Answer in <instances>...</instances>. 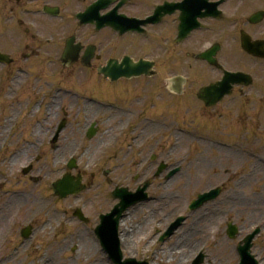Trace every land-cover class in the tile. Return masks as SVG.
Wrapping results in <instances>:
<instances>
[{
    "label": "rangeland",
    "instance_id": "374dc122",
    "mask_svg": "<svg viewBox=\"0 0 264 264\" xmlns=\"http://www.w3.org/2000/svg\"><path fill=\"white\" fill-rule=\"evenodd\" d=\"M250 9L245 7L242 13L247 15ZM212 37L210 36L207 41H210ZM202 46L201 42L196 51L202 49ZM154 48L156 47L154 46ZM152 52L153 50L150 49V54ZM132 53L135 56H141V52L133 50ZM188 60L182 58L181 67L177 69L186 71L193 84V87H188L186 96L182 98L183 101L186 99L188 101L185 103L181 99H171L167 96L164 99L162 97L160 100L164 101L155 108V114L171 116L177 121L183 122V125L191 124L194 131L200 132L198 134L205 136V133H209L207 135L216 138L213 140L222 143L230 141L234 148L232 145L230 150L219 148L218 144L213 143V140L209 141L206 136L205 139L201 137L197 140H190L186 136L178 134L174 129L171 131L163 128V125L147 123L144 128L146 127L148 130L146 134L150 132L149 137L145 135L139 139L127 154L129 150L126 151L125 146L122 148L113 146L111 132L110 130L106 131L107 128H102L106 131V135L98 136L97 139L90 142H83L78 141L79 138L77 139L76 136V130L79 129L71 127L70 132L73 136L71 139H74L75 143L70 139L68 142L71 143L69 145L66 143L63 147L64 141H61V148L53 156L48 155L44 158V154H49L48 150L42 153L41 161L37 167L43 166L44 168L31 174L41 178L39 183L28 182L27 178L22 177L18 172V167L27 164L34 151L19 163L15 158V164H13L14 159L13 161L7 159L3 165L0 164V264H99V261H103L104 255L95 253L94 242L88 237L82 224L75 219H70L69 215L75 209L74 207H81L84 215L89 219V224L97 225L96 213L106 212L113 203L107 198L114 186L134 187L135 182L132 181V177L139 178L138 174H140V180L141 176L153 174L159 163H164L169 169L177 166L181 171L168 186H162L160 183L164 174L156 179L150 177L152 181L150 191L157 201L151 202L153 206L144 205L140 210L135 211L125 227L119 228L120 234L125 236H128L127 232L130 230L138 229L136 234L129 236L128 249L125 244H122L124 257L144 260L148 264H191L194 259L202 255V264H238L239 259L235 254V247L244 235L251 233L255 227H260L261 233L253 241L251 254L259 264H264V177L261 175L264 170L261 172L256 170L252 175L253 160L247 154L242 153L246 150L259 155L264 154V101H262L264 79L261 80V83L258 82L257 94L259 97L257 96L256 100L251 98L253 104L248 105L246 110L234 103L227 107H220L219 114H223L221 119H205L200 116L203 113L200 111V105L194 99V93L195 89L210 80L211 76L199 75L203 72L202 67L190 63ZM231 60L232 57L227 55L223 62L230 70H242L235 69L231 65ZM237 64L239 63L237 62ZM164 65L168 67L170 63L164 61ZM188 65H191V68ZM173 70L171 68V71ZM39 71L41 72V70ZM10 73L0 75V142L6 135L8 126L10 124L14 126V133L6 142V146H8L6 152L24 147L25 140L37 139V135L36 137L35 135L30 136L29 129L24 128L25 119L18 133V91L16 90L18 89V75H10ZM61 73L62 75H55L52 78H49L48 75H34V80L31 78L28 82L20 77L21 84L26 85L25 91H22L24 98L27 91L34 87L32 85L45 89L43 80L50 81L59 88L73 87L72 80L74 81L78 75H66L63 70ZM262 74L261 77L264 78V71ZM35 77L39 78V85ZM87 80L80 78L77 83L82 82L83 84V81ZM151 82L156 85V88L161 87L158 78ZM194 86H196L195 89ZM97 91L103 95L113 94L112 92L108 93L107 90L101 91L100 88ZM139 93L134 92L135 95ZM250 93L253 94L254 91L251 90ZM43 94L45 92L38 93V96L31 98V102L39 100ZM179 110L180 112L177 113ZM147 114L155 115L149 111ZM190 116L192 118H189ZM38 117L41 118L42 114ZM183 128L189 127L183 126ZM48 134L50 132H45L44 136L42 134L40 140L42 137L47 139ZM1 143L3 144V141ZM144 144L146 145L141 155L140 149ZM83 148L86 149V152L78 161V166L89 164L84 171L83 167L80 170L84 174V183L89 181L92 184V189L82 194L77 198V201L59 202L51 192L50 195L48 190L50 181L55 180L61 174V170H59L61 165L56 164V161L65 160L72 155L76 157ZM78 150L81 152L78 153ZM62 154L64 155L63 159L60 158ZM149 154H154L156 159L150 164V169H146L148 163L143 161H146ZM112 155L115 158H111ZM98 158L100 159V169H94L92 165ZM138 162L137 166H131ZM114 166H117V169H114ZM106 169H109L110 173L103 176L102 171ZM91 174H94V178L91 177ZM18 179H20L19 182ZM222 184L224 186L223 193L216 201L203 206L196 213L188 214L186 206L190 200L194 199L197 194ZM23 193L25 194L22 199L26 200L28 204L24 206L21 203L20 205L24 208L18 213V195H23ZM43 205L46 207L40 210L39 207ZM63 211H66L67 214L64 215ZM142 211L143 213H139ZM206 214L215 215L210 220L211 222L204 221L203 218ZM143 215L146 217L143 218ZM176 216H183L187 219L186 225L181 228L184 231L198 221L196 226L202 233L191 237L195 246L194 250H191L193 245L185 249L183 244L187 239L185 241H183L184 238L180 239V234L170 238L164 245L157 243L158 232H155L164 227L167 228ZM48 217L50 223L43 228L41 223L45 222ZM229 221L239 231L235 241H229L225 236L226 223ZM26 226H31L33 229L36 227L39 230L31 240L23 244L20 231ZM29 243H33L31 250L28 249ZM25 248L26 250H24ZM183 249V254L177 258L172 257L171 253L174 250L180 252Z\"/></svg>",
    "mask_w": 264,
    "mask_h": 264
},
{
    "label": "flooded vegetation",
    "instance_id": "af4514ba",
    "mask_svg": "<svg viewBox=\"0 0 264 264\" xmlns=\"http://www.w3.org/2000/svg\"><path fill=\"white\" fill-rule=\"evenodd\" d=\"M95 1L96 0H0V21L7 17L11 18L3 25L0 24V52L10 55L14 59V63L20 65L18 66V74L62 75V73L58 71L56 64L58 61L60 64L59 59L63 53L65 42L73 38V45H79V52L77 54V62L64 70L66 75H95V80L86 81L84 83L85 87L81 88V91L83 93L89 92L90 96L93 97L96 95L99 97L98 99L114 102L127 112H122L121 114L111 113L109 110L100 109L92 103L82 102L77 105L75 115L72 110H69L71 107L67 110V120L65 124L69 127L74 125L79 126L81 124L79 118L82 117L84 121L88 123L94 122L97 127L105 124L113 132V136L117 137L118 133H121L124 128H129L141 123V117L145 114V109L147 107L160 106L162 101H164L160 99L162 97L165 99L167 93L174 95V93L170 91V87L176 89L177 84L175 83L172 85L168 82V77L166 78V75H174L172 77L179 75L177 69L181 67V59L184 57L189 59L193 55L192 51L183 50V48L188 49L192 46H198L199 39L192 36L184 42H176V27L178 25V16L182 13V9H176L175 11L177 12H173L171 15L169 14L170 16L167 15L166 10H164L162 12L164 15L159 18L160 20L157 25H148L145 27L146 39L135 33L119 35L107 27L97 31L96 28L99 27V25L90 17L82 18L84 24L79 25L78 20L76 21V15L86 12ZM208 1L214 2V0ZM180 2H182V0H129L117 10L114 14V18H117L116 16L119 14H123L129 18L142 20L153 15L154 9L157 6L163 5L164 3L175 4ZM208 4L209 3L206 1H199L197 3L192 2L187 10L194 12V14L196 13V19H198L199 14L211 10ZM43 9L49 11L55 10L60 16L58 18L46 17L48 20L41 18L37 14L31 16L33 25L42 31V34L47 35L46 41L41 43L40 40L36 39L35 41L31 40V42H23L18 31V27L21 25L18 20V12L23 10L36 12ZM112 9L113 6L106 10H101L100 14L104 15L112 11ZM210 13H213V11ZM247 18L244 20L246 24ZM117 26L123 28L124 25L117 23ZM151 40L154 42L158 41V46H155L156 48L149 45ZM206 41L207 39H202L203 43ZM89 47H93V51H90ZM150 49L153 50L152 54H150ZM133 50L141 52V56H135L134 53H132ZM156 50L159 53L154 52ZM17 58L18 60H15ZM125 58H130L133 61L144 59L153 62L154 69L156 70V76H154L153 81L158 78L160 80L159 86L161 87L156 88V85L152 84L150 78L145 77L134 78L129 81L119 80L116 83H110L108 80L103 79L102 76H99L104 75L102 73H104L106 69L111 68L108 66L109 61L114 64V71L110 74L105 72V75H119L118 70H123L125 68L122 65V60ZM81 60L89 61L88 66L81 64ZM164 61L169 62L170 66L166 67ZM248 63L249 64L246 65L253 71L254 74L252 75H258L257 81L261 80V75H263L262 69H258L252 60ZM188 67L191 68L190 65H188ZM23 68L26 70H23ZM171 68L174 70L171 71ZM39 70H41V72ZM90 78L92 77L88 79ZM133 80H135V83ZM46 84L47 83H45V85ZM185 84H187V81ZM103 85L107 86L110 90L108 93L112 92L113 94L103 95L99 93L97 90L100 88L102 91ZM152 87L154 88L152 93H150ZM18 89L21 92L22 85L20 79H18ZM37 91L38 89L34 87L28 91L29 96L24 100L25 105L31 103V98L36 97ZM134 92L143 93L135 95ZM239 94H242L241 104L245 107L248 102L246 92L243 94V89H241ZM21 97L22 95L19 93L18 102L21 100ZM173 98L179 99L175 96H173ZM136 116H138L137 119H135ZM54 127L55 122L50 126L51 131H54ZM126 133H128V130Z\"/></svg>",
    "mask_w": 264,
    "mask_h": 264
},
{
    "label": "bare ground",
    "instance_id": "6f19581e",
    "mask_svg": "<svg viewBox=\"0 0 264 264\" xmlns=\"http://www.w3.org/2000/svg\"><path fill=\"white\" fill-rule=\"evenodd\" d=\"M44 207H46V205H43V206H41V207H39L40 208V210H42ZM212 216H214L213 214H208L207 215V218H204V221L205 222H211L210 220L211 219H213V217ZM48 222H49V217L46 219V221L44 222V226H43V228H45L46 226H47V224H48ZM196 228L197 227H195V226H193V231H191V232H188V231H185V232H183L181 235H180V238H185V240L187 239V240H189L188 238H191L192 236V234L194 233V236L195 235H198V234H201L202 232L201 231H199V229H197L196 230ZM196 230V231H195ZM128 242V241H127ZM192 240H190L188 243L187 242H185L184 243V245H185V249H187V246L188 247H190V246H192ZM195 246L193 245L192 247H191V250H194L193 248H194ZM192 252V251H191ZM184 253V250L183 251H180V252H176L175 250H174V252H172L171 253V255H172V257H174V258H177V256H180L181 254H183ZM101 264H102V262H100Z\"/></svg>",
    "mask_w": 264,
    "mask_h": 264
},
{
    "label": "water",
    "instance_id": "95a60500",
    "mask_svg": "<svg viewBox=\"0 0 264 264\" xmlns=\"http://www.w3.org/2000/svg\"><path fill=\"white\" fill-rule=\"evenodd\" d=\"M213 195L212 194H210L209 195V198H211ZM206 198H207V196H206ZM101 231H102V233H104L105 232V230H104V228L103 229H101Z\"/></svg>",
    "mask_w": 264,
    "mask_h": 264
}]
</instances>
